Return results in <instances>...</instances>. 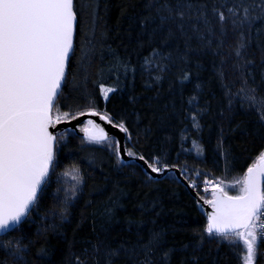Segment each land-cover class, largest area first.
<instances>
[{
  "label": "trees",
  "instance_id": "1",
  "mask_svg": "<svg viewBox=\"0 0 264 264\" xmlns=\"http://www.w3.org/2000/svg\"><path fill=\"white\" fill-rule=\"evenodd\" d=\"M74 8L59 113L105 112L127 128V151L178 167L188 181L244 174L264 150V0H74ZM101 83L114 89L107 99ZM114 142L57 133L37 201L0 233V264H241L235 244L205 231L173 173L156 179L121 162Z\"/></svg>",
  "mask_w": 264,
  "mask_h": 264
},
{
  "label": "snow or ice",
  "instance_id": "2",
  "mask_svg": "<svg viewBox=\"0 0 264 264\" xmlns=\"http://www.w3.org/2000/svg\"><path fill=\"white\" fill-rule=\"evenodd\" d=\"M244 12L247 17L248 9ZM76 20L74 0H0V233L7 234L27 215L53 164L50 112L73 51ZM112 91L101 83L105 99ZM67 118L65 112L56 120ZM100 119L111 120L107 115ZM88 123L97 129L95 135L84 129L88 143L109 140L103 128ZM119 128L127 131L123 124ZM119 151L117 144V155ZM150 167L160 171L154 164ZM237 183L238 195L220 188L207 201L214 212L205 231L230 244L242 243L243 264H255L258 237L264 238V152Z\"/></svg>",
  "mask_w": 264,
  "mask_h": 264
},
{
  "label": "water",
  "instance_id": "3",
  "mask_svg": "<svg viewBox=\"0 0 264 264\" xmlns=\"http://www.w3.org/2000/svg\"><path fill=\"white\" fill-rule=\"evenodd\" d=\"M74 10H75V8H74ZM76 24H77V20H76ZM75 36H76V25H75V34H74V44H75ZM74 44H73V50H74ZM72 52L70 53L69 60H70V57L72 55ZM69 60L67 62V66H66V73H67V69H68ZM65 77H66V74H65ZM64 81H65V78L62 82V88H63ZM62 88L59 90V94H60ZM58 96L54 97V102H53L51 112H50V116L52 118L53 123L50 124L49 128H48V131L55 137L54 159H55V155H56L57 133H59L63 130H73L76 134L81 135L85 139L86 133H85L84 129H88V133H87L88 135L97 134V129L95 127H93L92 124L88 123L89 121H93L95 125H98L100 128H103L105 130V132L109 136V139L113 138L115 140L116 148H117V144H119L120 151H119L118 158L121 162L126 163V162L134 161V162L138 163L142 167V169L146 173H148L152 178H156V179L162 178L168 173H173L176 176V178L178 179V181L181 184H183L188 189V191L192 194V196L195 198L196 203H197L200 211L206 217V220L208 223V217H209V215L213 214L214 208H213L212 204L208 203L207 201L213 200L214 199V193H216L217 190L222 188V187H220V186L213 187L211 189L212 197L209 198L207 201H205L204 198H202L201 195L195 190V188H193L191 186L189 181L182 175V173L178 167L166 166L162 170H160L159 172H153L151 167H150L149 162L146 159H144V158L141 159V156H138V155H129V153L127 152L126 140L128 137V130L127 131H121L119 128V125L121 123L114 122V120L110 116H108L105 112L100 111L98 109H91V110L82 111L80 113H85V114L80 115V113H78L77 115H75L77 117L76 119L69 118V119L60 120L59 122L54 121L53 116H52V111H53V108H54V105L56 103ZM92 110H95L97 112V115H94V116L90 115L89 113ZM101 115H107L108 117L111 118V120L110 121L102 120V119H100ZM83 123H85L87 125H85L83 128H80L79 125L83 124ZM124 127H125V125H124ZM53 162H54V160H53ZM257 164H258V159L256 161L252 162L246 168V170L244 171V176H245L247 169L249 167H252V166L257 165ZM50 170H51V168H50ZM50 170H49V173H50ZM47 178H46V181H47ZM44 184L42 185V187L44 186ZM227 194L229 196H236V195L229 194V193H227ZM32 207H33V205H32ZM32 207L29 209L27 215L29 214ZM27 215L22 217L21 221L19 223H21ZM18 224H16V225H18Z\"/></svg>",
  "mask_w": 264,
  "mask_h": 264
},
{
  "label": "rangeland",
  "instance_id": "4",
  "mask_svg": "<svg viewBox=\"0 0 264 264\" xmlns=\"http://www.w3.org/2000/svg\"><path fill=\"white\" fill-rule=\"evenodd\" d=\"M87 110H91V109H87ZM85 111V110H84ZM69 114V118H71L72 116H75V115H77L78 114V112L77 113H68ZM58 115H60V116H62L63 115V113H59L55 108H53V111H52V116H53V119L55 120V121H57L56 120V117L58 116ZM69 118H67V119H69ZM61 120H64V119H61ZM68 131V130H67ZM62 135H63V137L66 135V131L64 132V133H62ZM128 139H129V137H128ZM115 141V140H114ZM113 139H109V140H107V141H103L102 143H104V144H106V145H109V146H111L113 143ZM114 143H116V142H114ZM127 150V149H126ZM127 152H129V150L127 151ZM262 152H264V150H262L261 152H260V154L262 153ZM259 154V155H260ZM259 155H257L255 158H254V160H253V162L254 161H256L258 158H259ZM155 164H159L157 161H155L154 162ZM243 177H244V174H241V175H239V176H237V177H235V178H233V179H231V180H222V179H220L219 181V186H221L223 189H224V191L225 192H227V193H229V194H233V195H238L239 194V189H240V187H241V185L239 184V183H237L239 180H242L243 179ZM196 182H204V181H208V179H204V180H195ZM236 245V247H237V249H238V251H239V255H240V259H241V256H242V254H243V251H244V249H243V245H242V243H238V244H235ZM257 249H258V246H257ZM260 250H261V248H260ZM258 255H259V252H258ZM258 255H257V257H258ZM261 257H262V254H261ZM256 262H257V259H256V261H255V264H256ZM241 264H243V262H242V259H241Z\"/></svg>",
  "mask_w": 264,
  "mask_h": 264
},
{
  "label": "built area",
  "instance_id": "5",
  "mask_svg": "<svg viewBox=\"0 0 264 264\" xmlns=\"http://www.w3.org/2000/svg\"><path fill=\"white\" fill-rule=\"evenodd\" d=\"M156 167H158L159 169L162 168V165L159 164H155L153 163ZM219 179L218 178H211L208 180V183L204 182H196V181H191V185L193 186L195 184L194 187L196 188H200V189H205V190H209V188L217 185L219 183ZM258 244L261 248V254H262V260H261V264H264V238L258 237Z\"/></svg>",
  "mask_w": 264,
  "mask_h": 264
},
{
  "label": "flooded vegetation",
  "instance_id": "6",
  "mask_svg": "<svg viewBox=\"0 0 264 264\" xmlns=\"http://www.w3.org/2000/svg\"><path fill=\"white\" fill-rule=\"evenodd\" d=\"M85 125H87V124L83 123V124H80L79 127L83 128Z\"/></svg>",
  "mask_w": 264,
  "mask_h": 264
},
{
  "label": "bare ground",
  "instance_id": "7",
  "mask_svg": "<svg viewBox=\"0 0 264 264\" xmlns=\"http://www.w3.org/2000/svg\"><path fill=\"white\" fill-rule=\"evenodd\" d=\"M154 163V162H153ZM153 163H152V165H153ZM205 200V199H204ZM206 201V200H205Z\"/></svg>",
  "mask_w": 264,
  "mask_h": 264
}]
</instances>
